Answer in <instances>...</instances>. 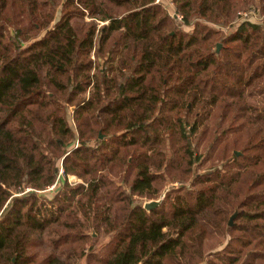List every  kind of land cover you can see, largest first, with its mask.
<instances>
[{"label": "trees", "instance_id": "obj_1", "mask_svg": "<svg viewBox=\"0 0 264 264\" xmlns=\"http://www.w3.org/2000/svg\"><path fill=\"white\" fill-rule=\"evenodd\" d=\"M171 2L0 0V264H264V0Z\"/></svg>", "mask_w": 264, "mask_h": 264}, {"label": "rangeland", "instance_id": "obj_2", "mask_svg": "<svg viewBox=\"0 0 264 264\" xmlns=\"http://www.w3.org/2000/svg\"><path fill=\"white\" fill-rule=\"evenodd\" d=\"M250 6L249 7H247L246 6V8H244V9H242V10H240L241 12H249V11H255V16L253 17V19H252V21H255V23H261L262 21H264V15L262 16V15H260V13H259V5L257 4V10H255L254 8H250ZM57 17H59V11L57 12V15H56ZM235 21H234V23L232 24V26H221V27H219V26H215V25H211V27H213L214 29H216V30H219L220 32H221V34L223 35V36H225V35H228V34H230V33H232L235 29H236V27L238 26V24L241 22V21H243V19H241L240 17H238V16H236L235 18ZM56 20H57V18H56ZM183 30L184 31H186V32H190L191 31V29L190 28H183ZM42 36V34H40V37ZM217 45H219V49H218V51H217ZM221 47H222V45L220 44V43H217L214 47H213V50L216 52V53H218L220 50H221ZM73 111V108H69L68 109V121H69V123L70 124H72V116H71V112ZM100 136V139H102L103 138V136L102 135H99ZM197 143V141L196 140H194L193 141V145H195ZM201 146H199V148H198V150H202V148H203V145L202 144H200ZM75 146V145H74ZM239 153V152H238ZM58 166H60V164L58 165ZM205 169V168H204ZM202 171V170H201ZM67 181H68V183L70 184V185H76V184H79V183H81V181L77 178V177H75V176H69L68 178H67ZM173 184H171V183H168L167 182V180H166V183L164 184V188L161 190V192H160V194H159V197L158 198H156V199H152V200H154V201H158V199L160 198V197H163V199H162V201L164 200V197H165V195L167 194V192L169 191V189H170V187L172 186ZM175 186H177L178 184L177 183H175L174 184ZM26 189V188H25ZM24 189V190H25ZM30 191H31V189H30ZM52 191H54L53 189H48L46 192L44 191L43 193L41 192V193H39L38 195H41L40 197H43V198H51V193H52ZM25 193H27V192H23V193H21V194H17V193H14L13 194V196H22V195H24ZM135 200L139 203V204H141V205H144L146 202H149V201H152V200H147V199H140V198H136L135 197ZM162 203V202H161ZM161 205V204H160ZM159 205V206H160ZM87 224L84 226V227H86V228H84V230H83V232L85 233V234H88V236L89 237H91L90 239H91V241H94L95 240V242H88L87 244H85V245H83L82 246V248H81V253H80V264H85L86 263V258H88L89 257V255H90V252L91 251H94V252H99L100 251V249H101V247L105 244V243H107V241H108V239H109V237L108 236H104L103 234H98V233H95V232H93V230L92 229H90V228H87ZM48 240H49V238H46V237H44V239H43V243H42V246L40 247V250L41 251H43V252H48L49 250V244H48ZM93 244L92 246H91V248H90V244ZM38 252H39V250H38ZM40 254H42V252H40Z\"/></svg>", "mask_w": 264, "mask_h": 264}, {"label": "built area", "instance_id": "obj_3", "mask_svg": "<svg viewBox=\"0 0 264 264\" xmlns=\"http://www.w3.org/2000/svg\"><path fill=\"white\" fill-rule=\"evenodd\" d=\"M155 3H162L161 0H155ZM166 11H167V14L170 18L172 19H175L176 21L178 22H181L182 21V15H180L179 13L176 12V9L173 5V3L171 2V0H168L165 2V4L163 3ZM255 16V11H249V12H239L238 13V17H240L241 19L245 20V19H253V17ZM62 171L60 170L59 171V175H61ZM54 188V185L51 186L49 189H53ZM30 191V188H26L24 191H21L20 189H17L16 190V193L18 194H21L23 192H28Z\"/></svg>", "mask_w": 264, "mask_h": 264}, {"label": "water", "instance_id": "obj_4", "mask_svg": "<svg viewBox=\"0 0 264 264\" xmlns=\"http://www.w3.org/2000/svg\"><path fill=\"white\" fill-rule=\"evenodd\" d=\"M219 48H220L219 45H217V51H218ZM238 154H239V153L237 152L236 155H238ZM162 199H163V197H160V198L158 199V201H154V200H152V201L146 202V203L143 205V209L149 212L150 210H152V209L158 207V206L161 204ZM235 216H236V214L234 213V214L229 218V226L232 225V222H233V219L235 218Z\"/></svg>", "mask_w": 264, "mask_h": 264}, {"label": "crops", "instance_id": "obj_5", "mask_svg": "<svg viewBox=\"0 0 264 264\" xmlns=\"http://www.w3.org/2000/svg\"><path fill=\"white\" fill-rule=\"evenodd\" d=\"M166 1H168V0H161V2L164 3V4H165Z\"/></svg>", "mask_w": 264, "mask_h": 264}]
</instances>
